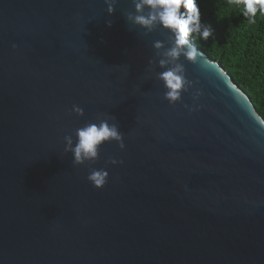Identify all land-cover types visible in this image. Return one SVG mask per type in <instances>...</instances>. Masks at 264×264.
Returning <instances> with one entry per match:
<instances>
[{
	"label": "water",
	"instance_id": "95a60500",
	"mask_svg": "<svg viewBox=\"0 0 264 264\" xmlns=\"http://www.w3.org/2000/svg\"><path fill=\"white\" fill-rule=\"evenodd\" d=\"M130 11L0 0V264H264V117L195 43L169 104L152 46L169 34ZM106 115L125 147L74 165L64 136Z\"/></svg>",
	"mask_w": 264,
	"mask_h": 264
},
{
	"label": "clouds",
	"instance_id": "9594fccd",
	"mask_svg": "<svg viewBox=\"0 0 264 264\" xmlns=\"http://www.w3.org/2000/svg\"><path fill=\"white\" fill-rule=\"evenodd\" d=\"M116 2L117 0H104L109 15L114 13ZM228 3L242 5V14L251 24L256 23L258 12L264 15V0H228ZM132 4L135 11L125 14L127 22L144 29L145 35L157 26L169 34L170 45L165 46L163 41L156 40L152 46L160 57L158 66L163 69L156 73V78L163 82L164 99L174 105L181 101L182 93L192 86V82L186 78L185 66L180 62L181 57L193 63L198 62V56L202 54L198 52L194 41H207L213 35V30L202 23L197 0H132ZM107 23L110 27L111 22ZM161 49H164L162 53ZM148 63L152 65L154 61L149 60ZM72 111L83 115V109L79 106L73 105ZM110 120L115 118L106 115L103 119L98 118V123H86L77 128L75 143L71 135L64 136V152L72 154L74 165L97 161L100 148L105 142L116 141L121 149L125 147L118 124L110 123ZM110 163L116 164L117 161L110 159ZM107 177L108 172L104 169H92L87 179L94 187L101 188L106 184Z\"/></svg>",
	"mask_w": 264,
	"mask_h": 264
},
{
	"label": "trees",
	"instance_id": "16d2710c",
	"mask_svg": "<svg viewBox=\"0 0 264 264\" xmlns=\"http://www.w3.org/2000/svg\"><path fill=\"white\" fill-rule=\"evenodd\" d=\"M197 2L201 21L213 35L194 43L222 64L264 117V15L258 12L256 23L251 24L242 14V5H230L228 0Z\"/></svg>",
	"mask_w": 264,
	"mask_h": 264
}]
</instances>
